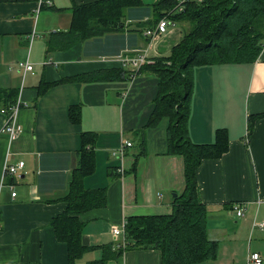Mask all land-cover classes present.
<instances>
[{
	"label": "crops",
	"instance_id": "1",
	"mask_svg": "<svg viewBox=\"0 0 264 264\" xmlns=\"http://www.w3.org/2000/svg\"><path fill=\"white\" fill-rule=\"evenodd\" d=\"M92 1L50 0L43 7L38 0L0 3V88L12 89L22 104L16 116L21 129L12 140L2 132L6 115L0 107V264H66L67 248L50 223L67 207L63 199L82 147L92 150L94 163L81 185L102 188L106 198L103 206L76 214L84 223L81 243L92 247L77 264L99 258L102 246H121L128 216L169 213L173 197L183 190L184 161L166 152L168 118L146 127L158 77L143 64L132 69L120 60L142 49L147 62L169 55L182 37L181 23L171 21L165 34L151 39L144 31L152 15L127 18L129 10L120 32L54 47L59 33L71 27L73 7ZM25 61L32 70L17 65ZM94 71L109 76L78 78ZM192 74L189 140L211 142L217 128L228 136L227 151L195 168L207 237L218 249L214 258L194 264H244L251 251L264 264V227H251L252 220L264 221V116L246 128L250 115L264 111V45L254 62L201 65ZM42 81L46 87L38 92ZM69 106L79 112L76 123L68 119ZM128 135L138 138V148L130 144L118 157L120 142L132 141ZM18 161L23 169L6 175L3 164ZM235 203L242 204V217L233 215ZM158 252L124 249L106 264H160Z\"/></svg>",
	"mask_w": 264,
	"mask_h": 264
},
{
	"label": "trees",
	"instance_id": "2",
	"mask_svg": "<svg viewBox=\"0 0 264 264\" xmlns=\"http://www.w3.org/2000/svg\"><path fill=\"white\" fill-rule=\"evenodd\" d=\"M21 1L30 0H0V3ZM181 4L178 10L177 0L92 1L73 7L71 27L54 39L57 41L54 47L59 48L68 47L87 35H100L103 31L120 32L128 15L127 18L138 20L152 15L153 18L146 20L150 27L163 16L188 24L180 40L172 45L169 55L143 65L158 77L154 106L146 127L155 125L163 116L168 118L166 152L178 154L184 161L183 190L173 197L172 209L167 214L128 216L123 225V244L115 249L102 246L100 257L88 260L86 264H106L130 248L159 250L160 264H194L214 258L218 249V243L207 237L206 206L198 196L195 168L202 159L218 158L227 151L228 136L225 129L217 128L211 142L202 144L189 140L186 125L193 90L192 69L209 64L254 62L264 45V0H184ZM49 5L44 1L40 3V7ZM116 75L113 73L112 76ZM105 76H109L108 72L94 71L78 78L103 80ZM44 87L46 85L42 81L36 90L40 92ZM14 96L12 89L0 88V107L7 108L15 101ZM78 113L76 107L69 106L68 119L76 123ZM262 116L264 111L250 115L246 128L250 129L251 122ZM86 133H82L85 141L88 139ZM81 149L78 168L71 176L69 193L63 199L67 207L52 217L50 223L55 238L67 248L66 264H77L82 254L92 249L81 243L84 223L77 219L76 214L103 206L106 198L102 188L90 190L82 187V176L92 171L94 162L92 150Z\"/></svg>",
	"mask_w": 264,
	"mask_h": 264
},
{
	"label": "built area",
	"instance_id": "3",
	"mask_svg": "<svg viewBox=\"0 0 264 264\" xmlns=\"http://www.w3.org/2000/svg\"><path fill=\"white\" fill-rule=\"evenodd\" d=\"M45 5H49L50 0H38V4L43 3ZM195 1H200V0H195ZM182 2H184V0H177V5H178V10L181 9L182 7ZM171 21L170 19H168L167 17L163 16L161 18H159V20L157 21V24H155L154 26H151L149 28H146V30L144 31V33L146 35H148L149 37L152 38H157V36H160L162 34H165V32L167 31V28L169 27V25H171ZM173 22V21H172ZM146 50L147 49H142L140 50V52H138L137 55H127L124 54L123 56H121L120 60L124 63V64H129V66H132L133 68L139 69L140 66L144 63H146ZM18 66H22L24 68V70H32V66H30V64L25 61L24 63L18 62L17 63ZM22 105L20 100H16L13 103H11L7 108L3 109V107H1V111L4 113L5 116V121L4 126L2 127V132H4V134L8 137L9 140L15 139L16 135L19 134L20 129H21V125H19V123H17L16 120V116L17 113L19 111V106ZM131 143L127 140H123L122 142H120L119 144V148H117V150L115 151V153L117 154V156H121L124 153L125 148H127V146H129ZM24 165L22 162H16L15 164H3V171L4 173L9 174L10 176L12 175H16V173L18 171H21V169H23ZM118 173L120 174L121 172V167L119 169H117ZM14 184L11 183L10 184V188L13 186ZM12 196H15L14 191L10 192ZM242 204H237L235 203L234 205H231V211L233 213V215L237 216V217H242L244 215L243 213V208H242ZM252 226H259V227H264V221L263 222H256L253 221ZM111 232H113L115 235L119 234L120 231L118 228H112ZM122 233V231H121ZM262 262V257L255 251H251L250 253H247V257H246V261L244 264H260Z\"/></svg>",
	"mask_w": 264,
	"mask_h": 264
},
{
	"label": "rangeland",
	"instance_id": "4",
	"mask_svg": "<svg viewBox=\"0 0 264 264\" xmlns=\"http://www.w3.org/2000/svg\"><path fill=\"white\" fill-rule=\"evenodd\" d=\"M152 18H153V16H152ZM177 22H175V24H176ZM179 24V23H178ZM180 25V24H179ZM178 25V26H179ZM181 32H182V35L184 34V32H185V30L186 29H184V26H183V23H181ZM180 30V29H179ZM107 51V50H106ZM154 61L152 60L151 62H147L146 61V63L145 64H152ZM128 137H130V139L132 140L131 141V144L133 145V146H137V140H138V138L137 137H135V136H132V135H128ZM137 148H138V146H137ZM133 149H135V147H133ZM132 151V150H131Z\"/></svg>",
	"mask_w": 264,
	"mask_h": 264
},
{
	"label": "water",
	"instance_id": "5",
	"mask_svg": "<svg viewBox=\"0 0 264 264\" xmlns=\"http://www.w3.org/2000/svg\"><path fill=\"white\" fill-rule=\"evenodd\" d=\"M175 194H173V196H174Z\"/></svg>",
	"mask_w": 264,
	"mask_h": 264
}]
</instances>
